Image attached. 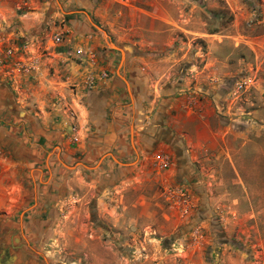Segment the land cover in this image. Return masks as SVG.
<instances>
[{"label": "rangeland", "instance_id": "374dc122", "mask_svg": "<svg viewBox=\"0 0 264 264\" xmlns=\"http://www.w3.org/2000/svg\"><path fill=\"white\" fill-rule=\"evenodd\" d=\"M157 3L169 12L171 23L165 24L173 28L165 48L131 49L129 42H114L116 36L107 32V23L87 19L102 49L113 51L114 68L132 55L140 58L131 67L144 76V92L152 106L163 96L214 85V95L223 106L217 111L219 122L212 120L215 136L223 139L221 147L198 155L190 164L191 177L179 182L163 173L169 166L182 168V161L175 162L177 152L173 161L164 157L160 145L142 168L161 179L142 182L146 187L141 189L152 199L139 202L138 208L135 200L147 193L134 189L138 182L133 178L124 183L122 204L109 197L100 200L98 187L83 179L73 188L61 184L29 228L28 192L10 219L0 220L2 261L25 252L27 264H264V47L248 48L245 42L264 32V0ZM120 13L114 23L124 24L126 11ZM201 31L227 33L228 43L217 36L212 37L214 44H208ZM102 33L112 45L105 43ZM148 35L156 41L168 38L166 32ZM160 131L154 134L162 136ZM186 179H191L190 185L197 182L198 189L184 193L192 209L186 210L185 220H178L159 192L163 185H182Z\"/></svg>", "mask_w": 264, "mask_h": 264}, {"label": "crops", "instance_id": "0c3cea01", "mask_svg": "<svg viewBox=\"0 0 264 264\" xmlns=\"http://www.w3.org/2000/svg\"><path fill=\"white\" fill-rule=\"evenodd\" d=\"M156 2L163 0H0V220L10 219L29 192L32 210L26 223L31 228L61 184L73 188L83 179L98 187L100 200L109 197L122 204L128 178L137 181L131 186L144 193L145 181H158L156 172L142 166L160 145L164 157L173 161L177 152L175 162L182 161V168L169 166L163 173L179 182L191 177L190 164L198 155L221 147L223 139L215 136L212 120L219 122L217 111L223 106L214 95V85L163 96L152 106L144 92V76L131 67L140 58L132 55L114 68L113 51L102 49L87 19L107 23V32L116 36L114 42H129L131 49L165 48L173 28L165 24L171 23L169 12ZM122 9L126 11L122 18L128 20L114 23ZM56 32L63 38L59 42L51 39ZM165 32L166 41L148 35ZM132 35L136 37L129 39ZM200 36L214 44L212 37H225L228 43L230 35L201 31ZM245 42L248 48L264 47V32ZM77 47L87 54L77 55ZM89 54L94 68L105 70L107 76H95L87 88L83 64ZM208 63L213 65L214 58ZM159 130L158 137L154 132ZM198 136L203 139L195 140ZM190 180L182 184L185 188L162 184L159 192L178 220H185L186 210L192 209L184 193L197 190L198 184L190 185ZM148 194H140L134 207L148 203L152 199ZM25 255L20 252L13 260L8 255L2 261L0 254V261L27 264Z\"/></svg>", "mask_w": 264, "mask_h": 264}, {"label": "built area", "instance_id": "2783aa9c", "mask_svg": "<svg viewBox=\"0 0 264 264\" xmlns=\"http://www.w3.org/2000/svg\"><path fill=\"white\" fill-rule=\"evenodd\" d=\"M51 39L54 41V42H59L61 41L63 38L61 36V33L60 32H56V33H53L52 36H51ZM6 52H9V50L7 49ZM74 52L79 55V56H82V55H86L87 54V51L80 48V47H77ZM88 62L86 64H83V66H85L86 68V76H85V86L87 88H90L91 85L93 84V81H94V78L95 76L98 78H105L107 76V72L103 69H100V70H96V68H94V66L96 65L94 60L92 59L93 56L89 54L88 56ZM238 87L240 88L242 86V84L239 82L237 83Z\"/></svg>", "mask_w": 264, "mask_h": 264}, {"label": "water", "instance_id": "95a60500", "mask_svg": "<svg viewBox=\"0 0 264 264\" xmlns=\"http://www.w3.org/2000/svg\"><path fill=\"white\" fill-rule=\"evenodd\" d=\"M102 35H103V39H104L105 43H106L107 45H109V46L112 45L108 40L105 39L104 33H102Z\"/></svg>", "mask_w": 264, "mask_h": 264}]
</instances>
